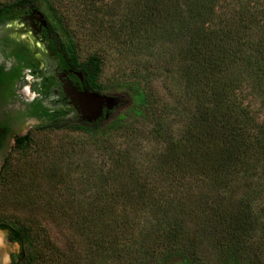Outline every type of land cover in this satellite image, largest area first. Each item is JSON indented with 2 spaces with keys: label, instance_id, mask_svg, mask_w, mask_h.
I'll return each instance as SVG.
<instances>
[{
  "label": "trees",
  "instance_id": "1",
  "mask_svg": "<svg viewBox=\"0 0 264 264\" xmlns=\"http://www.w3.org/2000/svg\"><path fill=\"white\" fill-rule=\"evenodd\" d=\"M57 1L3 3L0 17L19 3L47 8L65 52L99 86L103 59L79 57ZM117 8L122 33L139 49L153 46L167 72L148 78L149 66L137 64L120 84L136 116L67 125L96 138L108 162L88 175L104 184L88 186L87 203L44 204L80 237V257L38 220L0 213V229L19 244L11 264H205V251L214 264H264V0H122ZM49 127L58 126L44 122L15 139L0 185L12 179L13 157L38 152L36 133ZM115 134L121 140L112 142ZM62 177L58 194L83 193Z\"/></svg>",
  "mask_w": 264,
  "mask_h": 264
},
{
  "label": "rangeland",
  "instance_id": "2",
  "mask_svg": "<svg viewBox=\"0 0 264 264\" xmlns=\"http://www.w3.org/2000/svg\"><path fill=\"white\" fill-rule=\"evenodd\" d=\"M13 1L0 0V5ZM109 2L110 0H98L97 6L81 0H60L55 3L62 19L63 30L76 43L79 57L83 58L91 53L101 55L103 66L98 77L100 88L123 98V102L113 111L111 117L101 124L117 117L137 115V111L131 109V99L127 90L119 89L120 84L133 76L132 70L137 64L149 66L148 78L152 77L154 71L161 75L160 78H163L167 72L162 62L154 61L157 50L153 46L139 49L138 42L122 33L118 23L117 8L122 4V0H113L112 4ZM108 4L113 9L112 17L106 10ZM41 9L47 17H51L47 8L41 7ZM160 78L159 80L153 78V83L158 88L159 94L164 96L166 91ZM44 122L43 120L38 123ZM56 124L57 128L49 127L36 133L39 143L38 152H33L22 159H19L17 155L13 157L12 179L9 183L0 185V213L38 220L46 226L53 242L66 251L75 252L73 255L80 257L82 250L80 237L70 228L59 225L58 219H55L58 216L46 212L44 204L55 203L58 200L87 203L91 199L90 190H86L88 186L95 187L104 184L102 178L98 180L94 178V184H90L92 182L88 179V175L95 177L97 173L95 170L107 169L108 162L102 154V149L96 143V138L67 128L63 123ZM27 126L29 124L25 126V130ZM110 140L117 142L121 140V137L115 134ZM44 144L48 145V150H43ZM56 156L60 159H56ZM51 162L52 166L45 168ZM73 162H76V165ZM1 163L2 156H0V165ZM52 172L59 174V177H51ZM63 173L66 174V182L74 188L84 189L83 193H76L75 198L69 192L66 194L62 190L61 194H58V189L62 187L60 180L65 178L62 177ZM34 180L36 191L33 190ZM0 234V264L4 256L6 257L4 264H11V256L19 254V244L10 241L4 230L0 229ZM203 262L205 264L215 263L210 251H205Z\"/></svg>",
  "mask_w": 264,
  "mask_h": 264
},
{
  "label": "flooded vegetation",
  "instance_id": "3",
  "mask_svg": "<svg viewBox=\"0 0 264 264\" xmlns=\"http://www.w3.org/2000/svg\"><path fill=\"white\" fill-rule=\"evenodd\" d=\"M100 95H115L119 102L108 110L109 101L103 98L102 114L92 119L90 109ZM120 97L94 86L89 75L72 62L43 9L19 3L0 17L2 162L15 139L38 122L102 123L121 105Z\"/></svg>",
  "mask_w": 264,
  "mask_h": 264
},
{
  "label": "water",
  "instance_id": "4",
  "mask_svg": "<svg viewBox=\"0 0 264 264\" xmlns=\"http://www.w3.org/2000/svg\"><path fill=\"white\" fill-rule=\"evenodd\" d=\"M103 98H105V99H107L109 101V103L106 104V108L108 110L112 109L119 102L118 101L119 98L116 97L115 95H100V98H99L96 106L93 107L92 109H90V113H91V118L92 119H96L98 116H100L102 114V110H103ZM120 99H123V98L120 97Z\"/></svg>",
  "mask_w": 264,
  "mask_h": 264
},
{
  "label": "bare ground",
  "instance_id": "5",
  "mask_svg": "<svg viewBox=\"0 0 264 264\" xmlns=\"http://www.w3.org/2000/svg\"><path fill=\"white\" fill-rule=\"evenodd\" d=\"M0 240H1V234H0ZM5 260H6V257L4 256V257L2 258V263H1V264H4V263H5Z\"/></svg>",
  "mask_w": 264,
  "mask_h": 264
}]
</instances>
